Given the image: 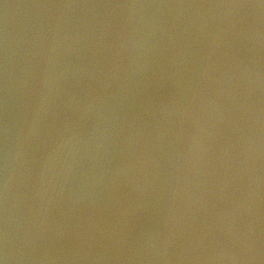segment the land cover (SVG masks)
<instances>
[{"label": "water", "instance_id": "1", "mask_svg": "<svg viewBox=\"0 0 264 264\" xmlns=\"http://www.w3.org/2000/svg\"><path fill=\"white\" fill-rule=\"evenodd\" d=\"M0 264H264V0H0Z\"/></svg>", "mask_w": 264, "mask_h": 264}]
</instances>
